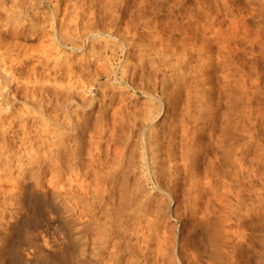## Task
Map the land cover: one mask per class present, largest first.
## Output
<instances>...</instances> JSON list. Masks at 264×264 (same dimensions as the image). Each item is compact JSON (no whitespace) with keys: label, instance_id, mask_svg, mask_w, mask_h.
Returning a JSON list of instances; mask_svg holds the SVG:
<instances>
[{"label":"bare ground","instance_id":"1","mask_svg":"<svg viewBox=\"0 0 264 264\" xmlns=\"http://www.w3.org/2000/svg\"><path fill=\"white\" fill-rule=\"evenodd\" d=\"M55 1L56 2L53 3L56 5L54 12L57 14L64 5L65 13L68 12L70 14L69 21L74 22L73 25L75 24L78 30L84 27L89 28L93 25L97 26L100 30L98 29L99 33H94L92 36L93 38L90 37L89 48L84 49V56L88 57L87 62H85V64L83 63L84 65L78 67V65H76L77 61L72 63V61L68 60L71 63L67 62L68 65L66 64L67 68L65 70L55 71L57 73L54 75L55 77L53 76L54 78L47 72L49 74V79L46 75L44 80L47 79L53 83L55 90H50L51 92L49 93L57 97L54 98V101L51 99L52 97L48 98L50 94L47 93L49 90L46 85H48L47 83L49 81L47 83L46 81L45 83L42 82L46 85H42L40 90L37 86L38 92L41 91L39 95H33L31 92L30 95H32L29 101L26 100L27 98L24 99V101L26 100L27 109L31 110L32 114L33 112L36 113L33 115H37L40 120L43 121L42 127L44 131L54 134L55 141L52 142L54 147L53 145H49V147L51 146L53 148L50 147L51 149H49L47 146L46 148H48L49 151L45 148L46 151L43 150L44 152H42V150L34 148V145L30 143L31 150L29 149L27 154L26 152L29 146L25 149L22 148L24 152L26 150L25 153H22V149V151H16L19 146L18 148H13L15 149L14 151L20 154L22 153V156L20 154H18L20 156H17L16 154L18 158L21 157L23 159V156H25L24 154H26L24 160L28 162L25 163V161H21V164L17 166L19 172H15H18V176L15 174L18 177V181L16 182L17 185L15 186L21 188V191L17 190L18 188L14 190L16 187L14 188L13 186V192L10 190V192L5 193V195L3 194V196H5L4 201L6 203H12L10 200L14 201L17 200L16 198H19L21 203H25L29 198L32 199L29 203L34 210V216L36 213L38 217H35L34 222H31V227L40 226L38 223L42 219L40 217H43V213L46 212V209L51 207V203L48 202L51 192L49 191L50 194L49 192H44L39 187V184L44 180L43 177L46 178L45 174L47 170L51 171V173L53 172L52 175L58 179L60 177L62 178V175L68 172L67 174L71 175L69 178L68 175L65 174L67 176L66 179L59 180L63 181L67 180V178L68 180L70 179V181L67 182L71 184V186L69 184L71 188H73V182H76L74 185L79 187V191H83L80 195L90 196L96 203L97 208L100 209L102 207L100 206L101 204L105 205L114 200L127 202L125 204L126 209L129 210V212H133L128 214V220L126 218L124 219H126V222L129 221L133 227L130 224L131 228L130 226L127 227L126 224L125 226L127 229L130 228V232L133 230V233H130L131 235L127 234L126 236L130 235V238H132V236L135 237L136 245H134V247L137 246L139 249L141 248L138 256L139 261H137L139 264H166L167 254L169 257L167 251L170 250V248L168 249L166 247L168 244L166 245L165 242H167L166 239H168L169 234L166 232V229L164 230L162 227L164 224L161 222V219L159 220V216L163 215L164 201H166L165 204H167V200H171L172 202L179 201L184 204L182 205L181 203L176 206L174 210L178 215H181V207H183L184 213H186L187 216L183 224L184 229L179 232V239L178 235H175V240H179L180 249L182 252L186 253L183 254V258L184 255L187 257V261L185 260L186 263L192 264L195 260L197 261L195 264H201L202 261L206 262V264H235L233 262H235L239 256L243 253L246 255V251L247 254L249 252L248 250L250 248L243 251V246L241 245L242 241L243 245L248 242L249 238L246 232H251V230H253L264 235V181L262 176L263 173H261L263 170L261 171L259 167L257 168H259L260 174L258 175H260L259 177H261L262 180V182L260 181L261 186L257 187V192L252 190L254 193L250 190V187L248 188L247 175L249 174L250 178L252 174V172H250L251 168L249 167L250 159L248 160L249 151L251 150H249V145H251V143H249L250 140H248V138L251 137L252 140V136H250L252 133L250 132L251 127L249 128L247 122L248 111L245 103L248 95V73L251 74L253 72L254 74H252L257 77L260 70L264 68L263 57H260L261 59L263 58L260 62V64L263 62V67L261 65L256 67V63L260 58L255 61L256 63L254 62V58L248 59L250 57L248 53L254 56H264V0ZM58 19L57 17V20ZM61 21L67 23L65 22V16L61 18ZM52 24L54 26L53 21ZM81 25H83V27ZM69 26L66 29L63 28V30L72 29ZM79 26L82 28H79ZM85 28L82 29L84 33H86L85 30H87ZM56 29L58 30V28ZM74 29L77 30L73 28V33H67L66 31V34L65 32L63 34L60 32V35L58 32L60 35L59 37L63 39L60 44L69 47L73 52L80 49L78 47L80 38H78V33ZM83 31H80V34H82ZM84 38H86V36H84ZM82 45L84 46V44ZM56 46L57 48L60 47L58 44ZM133 50L139 52V55H136L139 57V62H136L137 64L135 63V65H133L134 62L132 63L131 59ZM62 52L63 51H61V53ZM69 53L68 57L73 54ZM75 53L76 52H74V54ZM153 56L154 58H152ZM48 58L50 59L51 57ZM48 58L45 63H47ZM55 58H57V56ZM65 58H67V55ZM65 58L64 61L66 60ZM157 58L161 61L157 62ZM51 60L52 59H50V61ZM57 60L54 61L57 62ZM1 61L2 59L0 62ZM50 61H48V63ZM55 62H53L55 66L51 63L52 67L54 66L52 68L53 70H56L55 67H58ZM95 66H100V69H94L93 67ZM168 68L176 74H178V72L181 76L183 74L181 78L179 76V78L175 80V83L172 82L175 85L171 90H169L168 84L172 79L174 80V76L172 79L166 78V74L169 72ZM257 68L261 69L257 71ZM7 70L9 69L6 68V71ZM9 71L12 72L11 70ZM10 72L9 74L8 71L6 73H3V71L0 72L4 74H1L3 75V77H1L3 86H1L2 84L0 83V96L5 98L6 101L4 103L7 105L4 106L0 104V106L3 107V109L1 108L3 113L5 111L4 107L9 109L14 105L13 107L15 108L14 101L18 100V97L16 99L14 98L15 96L11 98L10 83L16 77H14L13 72V75ZM261 72L263 71L261 70ZM37 74L39 75V73ZM35 77L37 76L35 75ZM17 80L22 81L21 79ZM20 81L19 83L22 84L23 81ZM19 83L18 85L21 86ZM34 83L35 82H33V84ZM33 84L28 87L24 86L27 88L25 90H29L28 88L33 87ZM22 85H24V82ZM27 85L29 84L26 83V86ZM109 87L110 89L108 90ZM171 87L173 86L171 85ZM20 88L21 87H19V89ZM33 89L35 88L33 87ZM122 89H125V91H122ZM35 92H37V90ZM24 93L26 97L29 94L27 91ZM124 93L130 94L131 98L138 95L147 96L148 99L145 102L147 103L146 108H144L145 110L141 112V114L137 112H134V114L132 113L133 116L129 114L132 117L129 116V118H127L128 116H125V114H128V112L131 113L132 110L128 111V108L131 107V103L134 102L133 99L128 102L126 100L128 95L126 99L124 98L125 100L122 98L118 106L114 105L116 98L121 97ZM25 94L23 96H25ZM185 94L187 99L185 98L186 101H183V110L180 112L179 110L182 108L178 109V106L180 107ZM32 96L33 98H31ZM128 99L130 98L128 97ZM240 100H244V105L241 109L240 106L238 110L234 109L236 106L234 108L233 106ZM97 101L100 103L99 110H101V112L99 113H102V115H96L97 120L92 123L90 121V114H92L90 111L93 108V104ZM19 109L21 108L19 107ZM111 109H113V112H110L111 116H109L108 113ZM2 110H0V112H2ZM22 110H24V108ZM126 111L127 113H125ZM163 112V115L169 114L172 120L169 116V126L166 128L164 127L162 131H157L159 128L156 126L158 128L156 129L154 124L160 120L159 118ZM12 113L18 115L21 113L26 114L27 112L25 110V112L18 111V113L15 114L13 111ZM99 113L97 112V114ZM33 115H31V118H34ZM11 116L12 118L14 117L13 115ZM11 116L8 117L9 120ZM27 116L30 117V115ZM21 117L23 118L22 114ZM3 118L4 119L1 117L3 121H0V123H3L4 120L6 121L7 119L6 116ZM36 119L38 118L36 117ZM27 120L25 121L28 122ZM22 121L26 127V122L24 120ZM33 121H36L35 118ZM40 124L41 123L37 125L40 126ZM6 127L10 128V125L5 126V128ZM42 127H39L40 130H43ZM3 129L0 128V133H3V139H5L7 136V129ZM24 129L23 127V130ZM38 130H34L35 135L37 134L36 132H39ZM137 131L140 133L139 135L136 134ZM262 131L264 132V130ZM44 133L45 132H43L42 135ZM38 134V137H40L41 134ZM0 135L3 136L2 134ZM33 135L34 133L32 132V136ZM15 136L16 135L13 137ZM25 136H27V134ZM47 136L49 137L50 135ZM27 137L26 139H29ZM35 137L37 138V136ZM26 139L24 138V140ZM5 140L0 141V156H4L5 153L7 154V151L11 150L7 148L9 144L8 141L5 142ZM40 140V144L38 145H41V141H43ZM13 145H15L14 142ZM17 145L20 144L18 143ZM65 145L71 147V155L68 156L69 159H64L67 155L64 156L65 154H63L65 150H63V153L61 151V148ZM86 147L88 151L84 156L83 150ZM250 147H253V145ZM8 158L7 156L5 159L0 157L1 160H4V163H7L5 160ZM10 158L11 160L13 159L12 157ZM8 160L11 161L10 159ZM16 161L19 162V159ZM11 162H9L7 166H5L6 164H1L0 169H2L3 166L7 168L9 164L12 166ZM16 165L18 164L14 166ZM251 165H254V163L252 162ZM254 168L256 167H253V169ZM5 171L7 172V169ZM254 172L256 173L255 169ZM15 175H13V177ZM52 175L50 174L48 178L51 179V181H53V178H50ZM58 179L56 180L58 181ZM63 182L65 183L66 181ZM63 182L62 186H64ZM12 183L14 184L15 182L13 181ZM58 186L60 187V184ZM65 187H68V185ZM60 189L63 190V187ZM74 189L76 190L77 188L74 187ZM74 189H72V191L69 190L70 193L72 192L73 196L75 194L73 193ZM250 192H252L253 195L255 193L257 194V200L250 198ZM72 194L70 195L72 196ZM231 194L236 198V203H234L235 206H232L230 203L229 196ZM0 197H2V194ZM8 199L10 200L8 201ZM162 199L163 201H159ZM155 201L159 202L157 206ZM5 202V205L2 207L3 202L1 199L0 208L2 207L6 210L8 208L6 205L10 204H6ZM179 202L177 203L179 204ZM231 202H233V200H231ZM113 204L116 206L115 203ZM111 205L109 204V207H112ZM3 209H1L2 212L5 211ZM9 209L12 212V218L17 223L15 226H17L19 222L21 223L22 218L26 214L22 211V213L18 211V213H16L12 211V208ZM94 210L87 215L89 220H96V213H94ZM107 210L108 209H106V211ZM106 211L105 213H107ZM152 211L156 213L154 212V214L150 216V212ZM122 212H124V210H122ZM3 213H1V217ZM122 217H124V214ZM255 217H257V219L260 217V219H253ZM38 218L40 219L38 220ZM145 219L148 220L144 221ZM67 222L70 223L71 221L69 222L67 220ZM36 228L38 229V227ZM36 228L33 230H36ZM64 238L68 239V237ZM44 239L45 238H43V240ZM239 239H242L241 242ZM260 239L262 242V238H259V240ZM105 240L108 241V236L104 241ZM133 240L130 239V241ZM78 241L77 244L72 243L73 250L75 251H73L75 253V260L72 261H76V264H82L87 262L88 259L86 258L85 252L80 254L82 255L81 258L77 257L78 254L76 250L78 247H81L80 243H82L81 240ZM106 241L103 243L105 244ZM156 241H161L162 244L164 243L166 248L158 242L156 246L154 244ZM3 242V245L0 246V264H13L12 262L15 260L23 262L21 259L24 258L26 261L28 260V262L33 261L32 255L35 250L33 249V253L31 251L28 252L32 249L26 248L25 243L20 241L15 243L12 237L5 238ZM26 244H29V242ZM106 244H108V242ZM133 244L134 241L131 245ZM40 248L43 249L42 247ZM50 248L51 246L48 247L49 250ZM175 248H173V251L177 252L174 250ZM41 249H38L33 256L34 258L35 256H40L41 258V256L44 255L42 256L40 264L58 263L59 260H56L55 257L54 259L52 258L55 254L53 251L51 257L48 254H44L46 250L43 252ZM262 251H264V249ZM8 252H10L9 254H13L11 260L5 259V255ZM61 252H57V254L59 255ZM69 252L70 251H68V253ZM73 254L70 256L71 258L74 257ZM174 256L177 257V255L172 254L171 258ZM261 256L263 257L264 255L261 254ZM58 257L59 256L56 258ZM171 258L169 260H171ZM59 259L61 260L62 257ZM173 259L171 261H173ZM179 259L178 261L180 262L182 256L181 259ZM240 259L236 260V264ZM176 261L175 264H177ZM59 262L61 263V261ZM71 262L70 264H72ZM247 262L249 263V261ZM258 262L259 264H264V258H261V260L259 259ZM238 264L240 263L238 262ZM252 264H257V262H252Z\"/></svg>","mask_w":264,"mask_h":264},{"label":"rangeland","instance_id":"2","mask_svg":"<svg viewBox=\"0 0 264 264\" xmlns=\"http://www.w3.org/2000/svg\"><path fill=\"white\" fill-rule=\"evenodd\" d=\"M3 1H4V3H3ZM24 1V2H23ZM56 1L54 0H0V60L2 59V61L0 62V72L1 71H3V73H6L7 71H8V74H9V70H11L13 73H14V77H16V78H14L13 80H14V83H13V80H12V82L10 83V87H11V98H13V96H15L14 98L16 99L17 97V99L18 100H15L14 101V103H15V108L13 107V106H11L10 108H11V110H12V112L14 111V113L16 114V113H18V111L19 112H21V111H24L25 112V110H26V112L28 113H26V114H24V113H21L22 114V116H23V118L21 117V114H18V115H14L12 112H11V110H10V108L9 109H7V108H5L4 107V113H3V107H1L0 106V110H2V112H0V116L2 117V119H4L3 117H7V119H6V121L4 120V122L3 123H0V128L1 129H7L6 130V137H5V139H3L4 138V135H3V133L1 132L0 134H2L3 136H1L0 137V141H4L5 140V142H7L8 141V149L10 150V151H7V154L9 155V154H11V155H9L10 157H12L13 159L11 160V158L6 154H4V156L2 157V156H0L1 158H3V159H5V157L7 156V158L8 159H10L11 161H9L8 159H6L5 161L7 162V163H4V160L2 159H0V167H1V164L2 165H5V166H7L8 165V163L9 162H11L12 163V166L9 164V166L7 167V168H5V166H3L2 167V169H0V195L2 194V197H0V203H1V199H2V202H3V205H2V207L5 205L4 204V200H5V196H3V194L5 195V193H8V192H10V190H12V189H14L15 187V189L14 190H16L18 187L17 186H15V185H17V181H18V172H19V170H18V167L17 166H19V164H21V161H25L24 160V157L26 156V154L29 152L28 150L30 149V143H32L33 145H34V148H36V149H40V150H42V152H44V151H46V150H48V148L49 149H51V148H53L54 147V145L52 144V142H54L55 141V139H54V134H52V133H49V132H47V133H49V134H47L46 133V131H44V128L42 127V125H43V121H41L40 120V118L36 115V116H34L36 113H34L33 112V114L31 113V110H28L27 109V107H26V100H28L29 101V99H30V96L32 95H30V93L32 92L33 93V95H39L40 93H41V91H39L38 92V88H39V90L41 89V86L42 85H46V84H43L42 82H44L45 83V81H46V83L49 81V80H47V79H45L44 80V77L46 78V75H47V78L49 79V74H51L52 75V78H54L55 76V74L58 72V70L59 71H61V70H65L67 67H66V64L68 65V63H71V62H69V61H72V63H75L76 61V65H78V67H80L81 65H84L85 64V62H87V59H88V57H86V56H84V54H85V51H84V49H87V48H89V39H91V38H93L92 36L94 35V33L95 34H97V33H99V28L97 27V26H95V25H93V26H90L89 28H85V29H87V30H85L86 31V33H84V31L82 30V29H84V28H82L83 27V25H81V26H79V28L81 27L82 29L80 30H78V28L76 27V25H75V27H74V25H73V23L74 22H71V21H69V13L68 12H66L65 13V8H64V5L62 6V9L56 14L55 12H54V9H55V7H56V5H54L53 3H55ZM29 3V4H28ZM5 5V6H4ZM29 6H30V8H29ZM54 7V8H53ZM5 8H6V10H5ZM26 8V9H25ZM29 8V9H28ZM19 9V10H18ZM31 9V10H30ZM9 10H10V12H9ZM17 10V11H16ZM21 10V11H20ZM46 10V11H45ZM16 11V12H15ZM51 13V14H50ZM12 16H11V15ZM14 14V15H13ZM48 14V15H47ZM9 15V16H8ZM8 16V17H7ZM14 16V17H13ZM17 16V17H16ZM63 16H65V22H67V23H64L63 21H61V18H63ZM12 17V18H11ZM53 17V18H52ZM57 17L59 18L58 20H57ZM67 17V18H66ZM40 18V19H39ZM48 18H50V19H48ZM14 19V20H13ZM16 19H18V20H16ZM54 22V26H53V24H52V21ZM10 21V22H9ZM22 21V22H21ZM51 21V22H50ZM2 22V23H1ZM19 22H21V23H19ZM56 22H58V23H56ZM71 22V23H70ZM50 23V24H49ZM66 24V25H64V24ZM36 24V25H35ZM47 24V25H46ZM72 24V25H71ZM6 25V26H5ZM49 25V26H48ZM52 27H51V26ZM56 25V26H55ZM65 27H64V26ZM70 25V26H69ZM15 26V27H14ZM19 26V27H18ZM62 26V27H61ZM70 27V28H72V29H68V30H66L67 31V33L68 32H71V33H73V28H76L77 30H75L77 33H78V38H80L79 39V41H78V43H79V48L81 49H78V51H74V52H76L75 54H74V52H73V50H71V49H69V47H66V46H63V44L61 45L60 43H62V41H63V39H61L59 36L61 35V33L63 34L64 32H65V34H66V31L65 30H63V28H67V27ZM73 26V27H72ZM59 27H61V28H59ZM13 28V29H12ZM55 28V29H54ZM56 28H58V30L56 29ZM97 28V29H96ZM52 29V30H51ZM54 29V30H53ZM99 29V30H98ZM3 30V31H2ZM96 30V31H95ZM57 31V32H56ZM63 31V32H62ZM75 31H74V33H75ZM80 31H83V33L82 34H80ZM58 32H59V34H58ZM61 32V33H60ZM86 34V35H85ZM86 36V38H84V36ZM55 36V37H54ZM91 37V38H90ZM60 38V39H59ZM82 38H84V39H82ZM86 39V40H85ZM83 40V41H82ZM58 41V42H57ZM80 41H81V43H80ZM86 41V42H85ZM65 42V41H64ZM85 42V43H84ZM5 44V45H4ZM58 44V46H60V47H58L57 48V45ZM82 44H84V46L82 45ZM88 44V45H87ZM4 45V46H3ZM64 48H63V47ZM86 46V47H85ZM7 47V48H6ZM63 48V49H62ZM69 50H68V49ZM60 49V50H59ZM67 49V50H66ZM100 49V48H99ZM98 49V50H99ZM59 51H60V53H59ZM61 51H63L62 53H61ZM83 51V52H82ZM54 52H57V53H54ZM65 52H67V53H65ZM73 53V54H71L70 55V57H68L69 55H68V53ZM69 53V54H70ZM1 54H3V55H1ZM6 54V55H5ZM153 54V53H152ZM58 55H59V57H58ZM66 55H67V58H65L66 57ZM137 55H139V52H137L136 50H133L132 51V53H131V59H132V63H133V65H135V63L137 62H139V57H135V56ZM248 55L250 56H248L249 58L248 59H250V58H254V62L255 61H257L260 57H263L264 58V56H262V55H258V56H254V55H252V54H250V53H248ZM44 56V57H43ZM57 56V58H55ZM154 56H155V53H154ZM154 56L152 57V58H154ZM253 56V57H252ZM48 57H51L50 59H52L53 60V58H54V60H57L58 58V60H57V62L58 61H60V62H55L54 60L52 61H50V59L48 58ZM86 57V58H85ZM135 57V58H134ZM151 57V56H150ZM48 58V61H50L49 63H48V61H47V63H45V61H46V59ZM63 58V59H62ZM64 58L66 59L65 61H64ZM71 58V59H70ZM263 58L261 59H259L258 61H257V63H259V64H257L256 62V67H259L260 65L262 66L263 65V62H262V64H260V62L263 60ZM137 59V60H136ZM251 59V60H252ZM256 59V60H255ZM4 60V61H3ZM41 60V61H40ZM69 60V61H68ZM73 60H74V62H73ZM81 60V61H80ZM86 60V61H85ZM159 60V61H158ZM42 61H44V62H42ZM84 61V62H83ZM161 60L159 59V58H157V62H160ZM4 62V63H3ZM53 62H55L56 64H57V66L58 67H55L56 68V70L54 69H52L55 65H54V63ZM68 62V63H67ZM79 62V63H78ZM251 63H253L252 61H250ZM22 63V64H21ZM54 65L53 67H52V64ZM84 63V64H83ZM132 63H131V65H132ZM136 63V64H137ZM165 63V62H164ZM49 64V65H48ZM159 64V63H158ZM163 64V63H162ZM132 65V66H133ZM35 66H36V68H35ZM263 67V66H262ZM261 67V68H262ZM6 68H8L9 70H7L6 71ZM11 68V69H10ZM34 68V69H33ZM57 68H59V69H57ZM94 69H100V66H95V67H93ZM261 68H257V71L258 70H260ZM264 68H262L261 70L263 71V72H261V70H260V73H259V75L256 77V76H254L252 73V75L251 74H249L248 73V95H247V100L245 101V103H246V105H247V111H248V114H247V122H248V126H249V128L251 129V135L250 136H252V140H251V137H249L248 138V140H250L249 141V143H251V145H253V147H250L251 145H249V157H248V160L250 159H252L251 161L249 160V162H250V164H249V167L251 168V170H253V171H251L250 169V172H252V174H254V175H252L250 172H248V173H250L251 175H252V177H251V175H250V178H249V174L247 175L248 177H247V180H248V188L250 187V190L252 191H256L257 192V187L259 186H261V182H262V180H261V177H259L260 175H258V174H260V172H259V168L261 169V173H263V181H264V132L262 131V130H264V70H263ZM17 70V71H16ZM253 70V69H252ZM53 71V72H52ZM55 71H57V72H55ZM169 71V72H168ZM168 73L166 74V78H168V79H172L173 78V76H174V80L172 79L171 80V82L168 84V87H169V90H171V88H174V83H175V80L177 79V78H179V76H180V78L183 76V74H182V76H181V74L178 72V74H180V75H178V74H176L174 71H170V69L168 68ZM248 71H250V70H248ZM254 71H256V70H254ZM12 72H10L11 74H12ZM15 72H17V73H15ZM49 74H48V73ZM174 72V73H173ZM3 73H0V83L2 82V78L1 77H3ZM22 73V74H21ZM37 73H39V75L37 74ZM53 73V74H52ZM263 73V74H262ZM1 74H3V75H1ZM13 75V74H12ZM35 75L37 76V77H35ZM44 75V76H43ZM58 75V74H57ZM250 75V76H249ZM23 78H22V77ZM54 76V77H53ZM177 76V77H176ZM251 76H253V77H251ZM21 77V78H20ZM34 77V78H33ZM39 77V78H38ZM256 77V78H255ZM51 78V77H50ZM249 78H250V80H249ZM17 79H21L23 82H24V85H22L23 84V82L22 81H20V82H22V84L21 83H19V81L16 80ZM29 79H32V80H29ZM39 81H38V80ZM44 81H43V80ZM259 79V80H258ZM261 79V80H260ZM26 80V81H25ZM35 80V81H34ZM61 80V79H60ZM16 82H18L19 84H21V86L20 85H18V83H16ZM30 82H31V84H30ZM33 82H35L34 84H33ZM101 82V81H100ZM172 82H174V83H172ZM253 82V83H252ZM3 83V82H2ZM1 83V84H2ZM26 83L27 84H29V85H27L26 86ZM52 82L51 81H49L47 84L48 85H46V86H48V92L47 93H49V92H51L50 90H55V88L53 87V83L51 84ZM0 84V85H1ZM14 84H16V85H14ZM34 85L33 87L35 88V89H33V87H29L28 89L29 90H25V89H27V88H25V87H28V86H31V85ZM36 84V85H35ZM39 84V85H38ZM18 85V86H17ZM171 85L173 86V87H171ZM254 85V86H253ZM1 86H3V84L1 85ZM0 86V87H1ZM25 86V87H24ZM36 86V87H35ZM37 86H38V88H37ZM19 87H21L20 89H19ZM255 87V88H254ZM24 90H23V89ZM31 88V89H30ZM50 88V89H49ZM51 88H54V89H51ZM22 89V90H21ZM110 89V87L108 88V90ZM20 90V91H19ZM31 90V91H30ZM37 90V92H35V91ZM25 91H27V93H29L28 95H27V97H26V94L24 93ZM121 91V90H120ZM122 91H125V89H122ZM260 92V93H259ZM13 93V94H12ZM15 93V94H14ZM35 93V94H34ZM25 94V96H23ZM50 95H49V97L48 98H51V99H53V101L55 100L54 98H57L54 94H52V93H49ZM199 94V93H198ZM48 95V94H47ZM53 95V96H52ZM129 95V96H128ZM194 95V94H193ZM195 95H196V92H195ZM194 95V96H195ZM130 98V99H128V97ZM139 96V97H138ZM138 96H134V97H130V94H127V93H124L121 97H119V98H116V101H115V103H114V105L115 106H118L119 104H120V102H121V100H122V98L124 99H126V97H127V101L129 102L131 99H133V103H131L132 105H131V107H129L128 109V111H131V113H129L128 112V114H125V116H128L127 118H129V116L130 117H132L133 116V114H134V112H137V113H139V114H141V112H143L145 109L144 108H146V104L147 103H145L146 102V100L148 99L147 98V96H145V95H138ZM200 96V95H199ZM263 96V97H262ZM20 98V99H19ZM23 98V99H22ZM27 98V99H26ZM31 98H33V96L31 97ZM121 98V99H120ZM135 98V99H134ZM187 99V97H186V94H185V96L183 97V100H182V103L180 104V107L178 106V109H180V108H182V109H180L179 111L180 112H182L181 110H183V101H186V99ZM22 99V100H21ZM24 99H26L25 101H24ZM124 99V100H125ZM261 99V100H260ZM32 100V99H31ZM120 100V101H119ZM0 101H2V102H0V104L1 105H6L4 102L6 101L5 100V98H3V97H1L0 96ZM148 102V101H147ZM238 103H236L234 106H233V108L234 109H236V110H238V108H239V106H240V109L242 108V106L244 105L243 103H244V100H240V101H237ZM13 103V104H14ZM140 103V104H139ZM144 103V104H143ZM18 104V105H17ZM19 104H21V105H19ZM133 104H134V107H133ZM241 104V105H240ZM238 105V106H237ZM7 106V105H6ZM18 106V107H17ZM23 106V107H22ZM141 106V107H140ZM143 106H145V107H143ZM19 107L21 108V109H19ZM93 108L91 109V111H90V113H92V114H90V121L93 123V122H95L96 120H97V117H96V115L98 116H101L102 115V113L100 114L99 112H101V110H99L100 109V103H99V101H97V102H95L94 104H93V106H92ZM2 108V109H1ZM13 108V109H12ZM24 108V110H22ZM17 109V110H16ZM19 109V110H18ZM29 109H30V107H29ZM32 109V108H31ZM140 109V110H139ZM143 109V110H142ZM8 110V111H7ZM99 110V111H98ZM134 110V111H133ZM137 110V111H136ZM16 111V112H15ZM8 112H9V116H11V115H13L16 119H17V117H18V119H17V121H16V119L13 117L12 118V116H11V118H10V120L8 119ZM97 112L99 113V114H97ZM110 112H113V109H111L110 111H109V113ZM258 112V113H257ZM108 113V115L109 116H111V113L109 114ZM125 113H127V111L125 112ZM133 113V114H132ZM256 113V114H255ZM261 113V114H260ZM11 114V115H10ZM129 114H131V115H129ZM164 114V112L162 113V115H161V117L158 119L159 121H157L156 122V124H154L155 125V127L156 126H158V128L156 127V129H158L157 131H162L163 129H164V127L166 128V127H168L169 126V120L171 119V116L169 115V114H167V115H163ZM20 115V116H19ZM26 115V116H25ZM27 115H30V117L29 116H27ZM31 115H33L34 116V118H35V120L37 121H33V119L34 118H31ZM181 115V114H180ZM260 115V116H259ZM32 116V117H33ZM108 116V117H109ZM166 116V117H165ZM170 116V117H169ZM1 117H0V119H1ZM19 117H20V119H19ZM27 117V118H26ZM36 117L38 118V119H36ZM95 117H96V119H95ZM170 119H169V118ZM165 118V119H164ZM250 120H249V119ZM0 120L1 122L3 121V120ZM12 119V120H11ZM28 119V120H27ZM22 120H27L28 122H26V127L24 126L25 124H24V122L22 121ZM30 120H32V121H30ZM39 120V121H38ZM172 120V119H171ZM256 120V121H255ZM262 120V121H261ZM16 121V122H15ZM41 123L40 124V126L42 127V129L43 130H40V126H38L37 124H39V123ZM253 122V123H252ZM255 122V123H254ZM257 122V123H256ZM21 123V124H20ZM155 123V122H154ZM250 123H252V124H250ZM14 124V125H13ZM250 124V125H249ZM263 124V125H262ZM10 125V128L8 129L7 127L5 128V126H9ZM37 125V126H36ZM162 125V126H161ZM18 126H19V128H18ZM20 126H21V128H20ZM31 126V127H30ZM23 127L26 129H24L23 130ZM30 130H29V129ZM3 129V130H4ZM35 129H39L38 131L39 132H36L37 134L35 135ZM161 129V130H160ZM253 130V131H252ZM28 131H30V132H28ZM259 131V132H258ZM261 131V132H260ZM12 132V133H11ZM25 132V133H24ZM32 132L34 133V137L32 136ZM43 132H45L43 135H42V133ZM138 132V131H137ZM136 132V134H140L139 132L137 133ZM263 132V133H262ZM7 133H9V134H7ZM12 135H11V134ZM13 133H14V135H16L15 137H13L14 135H13ZM31 133V134H30ZM38 133H40L41 135H40V137H38L39 136V134ZM21 134V135H20ZM24 134V135H23ZM27 134V136H25ZM46 134V135H45ZM256 134V135H255ZM29 135H31L34 139H36V140H34L31 136H29ZM47 135H50L49 137L47 136ZM35 136H37V138L35 137ZM42 136V137H41ZM12 137V138H11ZM20 137H22V138H20ZM26 137L27 138H29V139H26ZM24 138L26 139V140H24ZM3 139V140H2ZM43 140V141H41V140ZM14 140V141H13ZM16 140V141H15ZM25 142H24V141ZM39 140L41 141V145H38V144H40V142H39ZM19 141V142H18ZM24 142V144H23V142ZM28 141V142H27ZM39 143H38V142ZM10 142V143H9ZM13 142L15 143V145H13ZM20 142H22V143H20ZM19 143L20 145H17V144ZM25 143H26V145H25ZM29 143V144H28ZM44 143V144H43ZM45 143H47V144H45ZM24 145H25V147H24ZM45 145V146H44ZM49 145H53V147H49ZM69 145V144H68ZM68 145H65L63 148H61V151H62V153L64 152L63 150H65V153H63V154H65L64 156H66L67 155V157H65L64 159H69V155H71L70 153H71V147L70 146H68ZM107 145V144H106ZM18 146H19V148H18ZM29 146V148L27 149V152H26V150H25V152H26V154H24L25 156H23V159L20 157V158H18L17 156H20L22 153H25L24 152V150L23 149H25L26 147H28ZM48 146V148H46ZM12 147V148H11ZM21 147V148H20ZM43 149H42V148ZM113 147H115V146H113ZM112 147V148H113ZM13 148H18V149H16V151L18 150V152H19V150L20 151H22V153L20 154V153H18V152H16V151H14L15 149H13ZM23 148V149H22ZM45 148H46V150H45ZM22 149V150H21ZM31 150V149H30ZM44 150V151H43ZM66 150H68V151H66ZM49 151V150H48ZM87 151H88V149H87V147L86 148H84V150H83V154H84V156H85V154L87 153ZM257 151V152H256ZM16 152V153H15ZM68 153V154H67ZM13 154V155H12ZM16 154H17V156H16ZM18 154H20V155H18ZM252 154V155H251ZM258 154H259V157H258ZM22 156V155H21ZM16 158H18L19 159V162L18 161H16V160H18V159H15ZM29 158V157H28ZM255 158V159H254ZM259 158V159H258ZM261 158V159H260ZM26 159V158H25ZM27 160H29V159H27ZM3 161V162H2ZM14 161V162H13ZM17 162V163H16ZM28 161H25V163H27ZM252 162L254 163V165H251L252 164ZM18 164V165H16V166H14L15 164ZM257 165V166H256ZM259 165V166H258ZM251 166H253V167H256V168H254L255 169V171H256V173L254 172V169H253V167H251ZM11 168V170H12V172H11V170H10V168ZM257 167H259V168H257ZM6 170L7 169V172L4 170V169ZM9 168V169H8ZM257 169V170H256ZM3 170V171H2ZM50 170V169H49ZM5 171V172H4ZM8 171H10V172H8ZM16 171H18L17 173H15ZM258 171V172H257ZM47 172H49L51 175L53 174V172L51 173V171H48L47 170ZM46 172V178L45 177H43V179L45 180H43L42 182L44 183H40L39 184V187L45 192H51V195L49 196L50 198V200L48 201L49 203H51L50 204V208H48V209H46V212H44L43 213V217L41 216L40 218H42L41 220H40V222H38L39 224H40V226L39 225H37L36 227H38V229L36 228V227H31V222H34V219H35V217L37 218L38 216H36V213H35V216H34V210L32 209V206H31V204L29 203V202H31V200L32 199H30L29 198V200L27 201L26 200V202L25 203H21L20 202V199L19 198H16L17 200H14V201H12V200H10V199H8V201L10 200V202H12V203H9V202H7V203H9L10 205H6V207H8L6 210L5 209H3L2 207L0 208V246L1 245H3L2 243H4L3 241H4V239L5 238H8V237H12V240L16 243V242H22V243H25V246H26V248H28V249H32V250H29L28 252H32L33 253V251H34V254H35V252L36 251H38V249H41L40 247H42L43 249H41L43 252L46 250V252L44 253L45 255L46 254H48L49 256H51L52 257V251H53V253H55L54 254V256L52 257L53 259H54V257H55V259L56 260H59V261H61V263L58 261V263L57 264H62L63 262L65 263V264H70V262L72 261V260H75V251L73 250V245H72V243H78L79 241L78 240H81V242L82 243H80V245H81V247H78V249L76 250L77 252V254H78V256H77V254H76V256L77 257H80L81 258V256L82 255H80L81 253H84L85 252V254H86V258L88 259V261H87V259H86V261L87 262H85V263H82V264H139L137 261H139L138 259V256H139V250L141 249H139V247H137V246H135L134 247V245H136L135 244V237H133L132 236V238H130L131 236V234L130 233H133V230H131L132 232H130V228H131V224L129 223V221L128 222H126V219L128 220V214H131L133 211H130L129 212V210H127L126 209V206H125V204L127 203L126 201H121V200H114L113 202H110V203H107V204H105V205H103V204H99L100 206H102L100 209L99 208H97V205H96V203L94 202V200H92V198H90V196H86V195H80V193L81 192H83V191H79V187H76L74 184H76V182H73L74 184L72 185V187L73 188H71L70 186H71V184H70V186H69V184H68V182L70 181V179L68 180V178H69V176H71L70 174H67L68 172H66L65 174H67L68 175V178H67V180H63V181H66L65 183L63 182V181H60L59 179H66V175H65V177H64V175H62V178L60 177L59 179L58 178H56L55 176H51L50 178H53V181H51V179H48L49 178V176H50V174L49 173H47ZM15 174H17V176L15 175ZM13 175H15L14 177H13ZM44 175V176H45ZM48 175V176H47ZM55 175V174H54ZM258 175V176H257ZM7 176V177H6ZM5 177H6V179H5ZM256 177V178H255ZM258 177V178H257ZM12 178H13V181L15 182L14 184L12 183L13 181H12ZM14 178H15V180H16V178H17V180L15 181L14 180ZM58 179V181L56 180V179ZM250 180H249V179ZM48 179V180H47ZM55 179V180H54ZM259 179V180H258ZM8 180V181H7ZM49 180H50V182H49ZM68 181V182H67ZM250 181V182H249ZM261 181V182H260ZM7 182V183H6ZM57 182H58V184H57ZM61 182V183H60ZM62 182L64 183V186H62L63 184H62ZM254 182V183H253ZM260 182V183H259ZM10 183H12V184H10ZM52 183V184H51ZM46 184V185H45ZM60 184V187L58 186ZM49 185H50V187H49ZM66 185H68V187L69 188H71V189H69L68 187H65ZM12 186V187H11ZM13 186H14V188H13ZM61 187H63V190L62 189H60ZM74 187L75 188H77L76 190L78 191H76L75 189H74ZM54 188V189H53ZM21 188H18L17 190H20ZM52 189V190H51ZM72 189H74V191H76V192H74L73 191V193H75L74 194V196H73V194H72V192L70 193V191L69 190H71L72 191ZM256 189V190H255ZM21 191V190H20ZM19 191V192H20ZM53 191V192H52ZM252 191V192H253ZM11 192H13V190L11 191ZM22 192H23V190H22ZM21 192V193H22ZM50 192H49V194H50ZM65 194H64V193ZM252 192H250V198L251 199H253V200H257L256 199V197H258L257 196V194L254 196L253 194H252ZM76 193H79V194H76ZM254 193V192H253ZM56 194V195H55ZM70 194H72V196L70 195ZM82 194V193H81ZM67 195V196H66ZM78 197H77V196ZM253 195V196H252ZM70 196V197H69ZM86 196V197H85ZM4 198V199H3ZM229 199H230V203L232 204V206H235V204L234 203H236V198L234 197V195L233 194H231L230 196H229ZM235 199V200H234ZM164 200H166V199H164ZM231 200H233V202H231ZM252 200V201H253ZM93 201V202H92ZM116 201V202H115ZM159 201H163V199L162 200H159ZM157 204H156V206L158 205V203L159 202H157V201H155ZM176 202V203H175ZM177 202H179V201H171V200H167V204H165L166 203V201H164V203H163V208H164V212H163V215L162 216H159L160 218H159V220L161 219V222L164 224L162 227L164 228V230L166 229V232L169 234L168 235V239H166V241L167 242H165V244L167 245H169V247H168V245L166 246L164 243L162 244V242L160 241H156V242H154V244L157 246L158 245V243L160 244H162L163 246H164V248H170V250H168L167 252L169 253V257H168V254H167V262H166V264H175V261L177 260L178 261V259H179V257H180V259H181V256H182V259H181V263L179 262H177L176 261V263L177 264H187L186 263V261H187V257H185L186 255H184V258H183V254H186L185 252H182V250L180 249V242H179V240H175V235H178V239H179V232L182 230V229H184V227H183V224H184V221L186 220L185 218H186V213H184L185 211H184V208L183 207H181L182 209H181V215H178V213H176V211L174 210V208L176 207V206H178V205H180L181 203L179 202V204L177 203ZM6 203V202H5ZM6 203V204H7ZM15 203V204H14ZM28 203V204H27ZM103 203H105V202H103ZM113 203H115L116 204V206L113 204ZM118 203V204H117ZM162 203V202H161ZM92 204H94V205H92ZM98 204V203H97ZM109 204L111 205V204H113V205H111L112 207H109ZM155 204V203H154ZM165 204V205H164ZM184 203H182V205H183ZM230 204V205H231ZM234 204V205H233ZM65 205V206H64ZM107 205V206H106ZM30 208H29V207ZM55 206V207H54ZM99 206V207H100ZM104 206V207H103ZM121 206H122V208H124V209H122L121 208ZM154 206V205H153ZM167 207V208H165V207ZM231 206V207H232ZM9 208H12L13 210V212H16V213H20L21 211L24 213V214H26L23 218H22V220H21V223L19 222V224L17 225V226H15L17 223L15 222V220L12 218V212H11V210L9 209ZM16 208V209H15ZM66 208V209H65ZM68 208H69V210H68ZM94 208H95V210H94ZM111 208V209H110ZM153 208H155V207H153ZM243 208H245V207H243ZM1 209H3V210H5V211H3L2 212V210ZM30 209H32V210H30ZM90 209V210H89ZM106 209H108L107 211H106ZM167 209V210H166ZM94 210V213H96L95 214V218H96V220H94V221H92V220H89L88 218H87V215H89V213L91 212V211H93ZM101 210V211H100ZM121 210V211H120ZM122 210H124V212H122ZM127 210V211H126ZM154 210V209H153ZM234 210H235V207H234ZM18 211V212H17ZM98 211V212H97ZM100 211V212H99ZM105 211L107 212V213H105ZM167 211V212H166ZM21 212V213H22ZM122 212V213H121ZM154 212L155 211H152V212H150V216H152L153 214H154ZM250 212H251V210H250ZM1 213H3L2 214V217H1ZM156 213V212H155ZM167 213V214H166ZM253 213V212H252ZM113 214V215H112ZM123 214H124V217H122L123 216ZM152 214V215H151ZM255 214V213H254ZM166 215V216H165ZM246 215V214H245ZM256 215V214H255ZM157 216V215H156ZM171 216V217H170ZM176 216H179V217H176ZM175 217V218H174ZM181 217V218H180ZM40 218H38V220L40 219ZM124 218H126V219H124ZM151 218H153V217H151ZM155 218V217H154ZM179 218H180V220H179ZM63 219H64V223H63ZM253 219H257V217H255V218H253ZM260 219V217L257 219V220H259ZM67 220L70 222V223H68L67 222ZM89 220V221H88ZM146 220H148V219H145L144 221H146ZM26 221V222H25ZM165 221V222H164ZM29 222V223H28ZM98 222V223H97ZM124 222V223H123ZM68 223V224H67ZM167 223V224H166ZM181 223V224H180ZM65 226H64V225ZM125 224H126V226L128 227V226H130V228L129 229H127V227L125 226ZM128 224V225H127ZM130 224V225H129ZM174 224V225H173ZM62 225V226H61ZM109 225V226H108ZM14 226H15V228H14ZM20 226H21V228H20ZM29 226V227H28ZM176 228H175V227ZM178 226V227H177ZM24 227V228H23ZM65 227V228H64ZM69 227V228H68ZM133 227V226H132ZM34 228H36V230H33ZM41 228V229H40ZM62 230H61V229ZM66 229V230H64V229ZM174 228V229H173ZM18 229V230H17ZM100 229V230H99ZM33 230V231H32ZM58 230V231H57ZM32 231V232H31ZM129 231V232H128ZM26 232V233H25ZM27 232H29V233H27ZM38 232V233H37ZM126 232V233H125ZM128 232V233H127ZM174 232V233H173ZM31 233V234H30ZM41 233V234H40ZM71 233V234H70ZM176 233H178V234H176ZM257 233V234H256ZM23 234V235H22ZM25 234H27V235H25ZM33 234V235H32ZM37 234V235H36ZM127 234H130L129 236H126ZM161 234H163V233H161ZM246 234L248 235L247 237L249 238L248 239V242L245 244V245H243V241H242V243H241V245L243 246V251L245 250H248L249 248V252H248V254H247V251H246V255L243 253L242 255L241 254H239V255H241V256H237L238 258L237 259H240V261L238 260L237 261V264H238V262L240 263V264H247L248 262L247 261H249V263L248 264H250V261H251V264H252V262L253 263H256L257 262V264H259V262H258V260L260 259L261 260V258H264V256L262 257L261 256V254L262 255H264L263 253H264V251H262L263 249H264V243H263V240H264V235L263 234H261V233H259V232H256V231H253V230H251V232L250 231H248V232H246ZM251 234V235H250ZM102 237H101V236ZM104 235V236H103ZM255 235V236H254ZM260 237H259V236ZM262 235V236H261ZM22 236V237H21ZM28 236V237H27ZM36 236V237H35ZM42 236V237H41ZM101 238H100V237ZM107 236H108V241H106V243L108 242V244H104L103 242H105L104 241V239H107ZM170 236V237H169ZM20 237V238H19ZM63 237V238H62ZM64 237H68V239L67 238H64ZM104 237V238H103ZM262 238V242H261V239L259 240V238ZM40 238V239H39ZM43 238H45L44 240H45V242H44V240H43ZM48 238V239H47ZM69 238H71V239H69ZM79 238V239H78ZM82 238V239H81ZM133 238H134V240H133ZM169 238H170V240H169ZM85 239V240H84ZM130 239L131 240H133L134 241V244L133 245H131L132 243H133V241H130ZM22 240V241H21ZM41 240V241H40ZM48 240V241H47ZM68 240H70V241H68ZM240 240V239H239ZM242 240V239H241ZM241 240H240V242H241ZM25 241V242H24ZM102 243H101V242ZM29 242V244H26V243H28ZM130 242H132V243H130ZM158 242V243H157ZM239 242V241H238ZM130 243V244H129ZM157 243V244H156ZM179 243V244H178ZM49 244H50V246H51V248H50V250L48 249V247H50L49 246ZM100 244V245H99ZM102 244H103V246H102ZM176 244V245H175ZM28 245H30V246H28ZM34 245V246H33ZM154 245V246H155ZM59 246V247H58ZM133 246V247H132ZM166 246V247H165ZM173 246V247H172ZM175 246H176V248H175ZM178 246V247H177ZM31 247V248H30ZM56 247V248H55ZM107 247V248H106ZM36 248H38V249H36ZM96 248V249H95ZM104 248V249H103ZM138 248V249H137ZM173 248H175L174 250H176L177 252H174L173 251ZM255 248V249H254ZM34 249V250H33ZM55 249V250H54ZM262 249V250H261ZM103 250V251H102ZM179 250V251H178ZM255 250V251H254ZM48 251H50V252H48ZM55 251V252H54ZM62 251V252H61ZM68 251H70L69 253H68ZM74 251V252H73ZM181 251V252H180ZM257 251V252H256ZM57 252H61V253H59V255L57 254ZM64 252V253H63ZM172 252V253H171ZM182 253V254H180V253ZM251 252V253H250ZM254 252V253H253ZM10 252H8V253H6V255H5V259L6 260H11L12 259V253L11 254H9ZM68 253V254H67ZM73 254V258H71L70 256H72V254ZM101 253H102V255H101ZM175 253V254H174ZM34 254L32 255V259H33V261H29L28 262V260L26 261V259L24 258V259H21L23 262H21L20 260L18 261V260H15L14 262H12L13 264L15 263V262H17V263H15V264H33L34 262V264H40L41 262V260H42V256H44V255H42V254H40V255H42L41 256V258H40V256H35V258L33 257L34 256ZM57 254V255H56ZM65 254H67V255H65ZM89 254H90V257H89ZM172 254L173 255H177V257L176 256H174V257H172L171 258V256H172ZM37 255H39V254H37ZM80 255V256H79ZM171 255V256H170ZM57 256H59L58 258H56ZM66 258H68V259H66ZM68 256V257H67ZM88 256V257H87ZM92 256V257H91ZM258 256V257H257ZM260 256H261V258H260ZM9 257V258H8ZM38 259H37V258ZM62 257V259L60 260L59 258H61ZM71 259H70V258ZM175 257H176V259H175ZM82 258H84V257H82ZM171 258V260L173 259V261H171V260H169ZM178 258V259H177ZM256 258V259H255ZM257 258H259V259H257ZM69 260V261H66V260ZM179 259V260H180ZM236 259V260H237ZM251 259V260H250ZM253 259V260H252ZM175 260V261H174ZM186 260V261H185ZM194 260V259H193ZM236 260H235V262H233V263H235L236 264ZM55 261V260H54ZM63 261V262H62ZM183 261H185V262H183ZM254 261H256V262H254ZM31 262V263H30ZM39 262V263H38ZM173 262V263H172ZM63 263V264H64ZM72 264H76L77 262L76 261H72L71 262ZM195 263H197V261H195L194 260V263H192V264H195ZM220 263V262H219ZM55 264V263H54ZM162 264V263H161ZM189 264V263H188ZM201 264H206V262H204V261H202V263ZM221 264V263H220Z\"/></svg>","mask_w":264,"mask_h":264}]
</instances>
